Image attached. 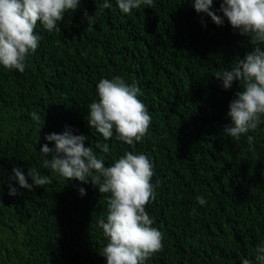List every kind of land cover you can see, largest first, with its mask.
Masks as SVG:
<instances>
[{
  "label": "trees",
  "instance_id": "16d2710c",
  "mask_svg": "<svg viewBox=\"0 0 264 264\" xmlns=\"http://www.w3.org/2000/svg\"><path fill=\"white\" fill-rule=\"evenodd\" d=\"M108 2L112 7L102 9L104 0H81L58 22L59 31L37 22L39 46L26 57L25 71L0 65V264H106L100 251L108 241L98 220H106L110 193L43 166L51 154L45 157L41 147L55 145L45 135L66 130L86 135L85 147L105 166L125 151L151 159L155 199L146 211L163 234V250L145 264H241V256L256 264L264 243V123L239 140L228 136L223 127L231 123L229 103L240 85L225 90L214 76L255 45L227 18L218 26L198 14L190 0H154V7L128 14ZM117 75L138 82L152 116L147 134L132 145L118 140L115 129L105 140L88 125V106L99 100L96 85ZM13 167L25 174L35 168L52 182L20 188L9 179ZM9 184L18 195L8 194Z\"/></svg>",
  "mask_w": 264,
  "mask_h": 264
},
{
  "label": "clouds",
  "instance_id": "9594fccd",
  "mask_svg": "<svg viewBox=\"0 0 264 264\" xmlns=\"http://www.w3.org/2000/svg\"><path fill=\"white\" fill-rule=\"evenodd\" d=\"M121 12L128 14L142 5L154 7V0H116ZM195 11L204 13L218 26L227 18L228 23L241 35L247 36L255 45L244 58L239 59L230 70L214 73L222 81L225 90L238 81L240 90L229 103L227 116L231 123L223 127L230 137L239 140L242 135L254 131L264 123V0H220L219 9H214V0H190ZM81 0H0V65L8 70L25 71V61L29 53H35L40 36L36 33L37 22L45 30L59 31L58 22L64 19L67 11L74 12ZM104 0L102 9L111 8ZM217 12L223 15H218ZM84 18L94 23L95 17L85 10ZM201 22L204 23L203 17ZM98 101L88 106V125L102 134L105 140L113 136V130L120 141L132 145L147 134L152 122L145 103L139 99L142 94L138 82L129 84L121 76L111 79L102 78L96 85ZM35 122H40L36 112L31 113ZM84 134L75 135L70 130L63 133H49L45 140L54 141V147L45 143L40 152L45 158L43 166L69 179H76L98 186L102 194L108 197L107 217L98 220L103 229L107 244L100 254L106 258V264H145L154 253L163 250V234L153 226L154 219L146 211V205L155 199L153 163L144 153L125 151L110 166L99 157L93 148L85 147ZM254 137L249 135V146ZM38 142V140H37ZM102 153H109L107 143H97ZM9 178L18 182L20 188L32 191L36 187L50 184L51 178L41 175L35 168H28L25 174L22 168L13 167ZM28 177H31L29 183ZM80 194H86L79 188ZM9 195H18V189L9 184ZM2 195V189H0ZM200 205L206 204L203 196H198ZM256 264H264V243L256 248ZM241 264H253V261L241 256Z\"/></svg>",
  "mask_w": 264,
  "mask_h": 264
}]
</instances>
